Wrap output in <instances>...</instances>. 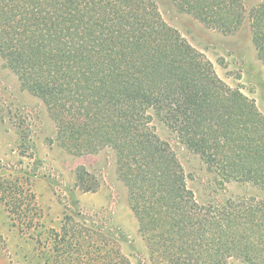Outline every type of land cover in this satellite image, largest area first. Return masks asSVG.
I'll list each match as a JSON object with an SVG mask.
<instances>
[{
  "label": "trees",
  "instance_id": "16d2710c",
  "mask_svg": "<svg viewBox=\"0 0 264 264\" xmlns=\"http://www.w3.org/2000/svg\"><path fill=\"white\" fill-rule=\"evenodd\" d=\"M172 1L224 33L242 21L240 0ZM248 20L264 67V0ZM0 56L48 108L59 146L73 156L113 153L152 264H264V116L152 3L0 0ZM156 119L220 184L251 185L259 196L198 204ZM75 180L83 193L99 187L83 167ZM51 234L39 264H132L115 231L78 213Z\"/></svg>",
  "mask_w": 264,
  "mask_h": 264
},
{
  "label": "rangeland",
  "instance_id": "374dc122",
  "mask_svg": "<svg viewBox=\"0 0 264 264\" xmlns=\"http://www.w3.org/2000/svg\"><path fill=\"white\" fill-rule=\"evenodd\" d=\"M148 1L169 28L210 62L225 85L254 101L264 116V67L252 43L248 20L249 12L263 0H240L242 21L230 33L181 12L172 0ZM153 125L180 162L198 204L259 196L251 185L220 184L170 129L157 119ZM79 167L99 184L95 192L83 193L75 187ZM69 213L115 231L121 253L132 264H152L129 208L127 190L117 177L113 153L105 149L73 156L59 146L48 108L22 89L0 56V264H39L38 245L46 243L52 231H59ZM230 264L241 263L234 260Z\"/></svg>",
  "mask_w": 264,
  "mask_h": 264
}]
</instances>
